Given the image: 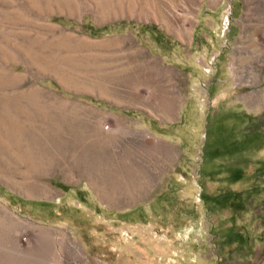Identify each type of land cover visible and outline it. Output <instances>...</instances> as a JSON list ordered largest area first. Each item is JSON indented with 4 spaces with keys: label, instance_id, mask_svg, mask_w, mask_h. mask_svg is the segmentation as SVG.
Segmentation results:
<instances>
[{
    "label": "rangeland",
    "instance_id": "obj_1",
    "mask_svg": "<svg viewBox=\"0 0 264 264\" xmlns=\"http://www.w3.org/2000/svg\"><path fill=\"white\" fill-rule=\"evenodd\" d=\"M144 59L187 66L172 86L192 125L151 196L164 215L145 205L128 228L92 227L85 263L264 264V0H0V195L21 217L22 199L56 192L40 174L81 143L56 112L111 106Z\"/></svg>",
    "mask_w": 264,
    "mask_h": 264
},
{
    "label": "crops",
    "instance_id": "obj_2",
    "mask_svg": "<svg viewBox=\"0 0 264 264\" xmlns=\"http://www.w3.org/2000/svg\"><path fill=\"white\" fill-rule=\"evenodd\" d=\"M179 67L141 60L130 71L126 94L119 100L110 98L111 106H74L56 112L64 116L58 121L71 124L81 141L79 155L65 159L52 175L42 171L40 178L57 191L42 185L37 203L22 199L21 217L0 195V264H86L97 248L92 227H113L111 220L118 219L122 230L139 207L162 209L161 200L151 196L167 188L166 179L178 162L177 147L186 143L179 141L184 132L178 128L187 131L192 125L187 95L180 96L172 86L187 66ZM233 72L234 81L247 80L246 71L234 67ZM248 73L252 75L251 69ZM240 99L241 92L238 98L234 94L239 114ZM34 210L40 218L32 217ZM50 213L57 218H49ZM164 221L166 226L173 223L169 217Z\"/></svg>",
    "mask_w": 264,
    "mask_h": 264
}]
</instances>
